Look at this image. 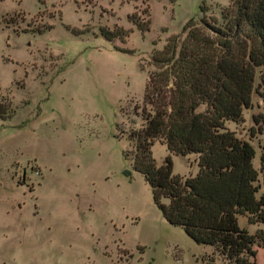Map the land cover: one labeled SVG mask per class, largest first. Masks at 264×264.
<instances>
[{
    "label": "rangeland",
    "instance_id": "1",
    "mask_svg": "<svg viewBox=\"0 0 264 264\" xmlns=\"http://www.w3.org/2000/svg\"><path fill=\"white\" fill-rule=\"evenodd\" d=\"M232 1L0 0V264H230L201 257L207 246L164 218L126 153L143 109L153 113L145 87L157 52L173 37L179 50L189 20L220 19ZM101 28L131 32L109 41ZM263 72L252 106L226 121L254 146L258 170ZM152 153L161 165L170 151L156 141ZM195 156L172 154L174 173L191 176ZM259 182L261 194V172Z\"/></svg>",
    "mask_w": 264,
    "mask_h": 264
},
{
    "label": "trees",
    "instance_id": "2",
    "mask_svg": "<svg viewBox=\"0 0 264 264\" xmlns=\"http://www.w3.org/2000/svg\"><path fill=\"white\" fill-rule=\"evenodd\" d=\"M100 31L109 41L120 37L119 31L125 37L131 32ZM184 31L179 50L173 37L156 54L157 70L145 87L153 113L143 109V124L129 134L135 151L126 155L170 224L183 228L197 244L213 246L225 262L257 264L264 228L251 234L238 219L245 215L249 223L264 225V193L259 194L264 152L258 170L254 146L237 137L226 121H239L243 108L253 103L255 68L264 66V0H233L221 8L220 19H191ZM261 87L264 96V72ZM202 104L209 106L205 113L197 112ZM156 141L170 151L161 165L152 153ZM191 153L198 154L197 173H174L172 154Z\"/></svg>",
    "mask_w": 264,
    "mask_h": 264
},
{
    "label": "crops",
    "instance_id": "3",
    "mask_svg": "<svg viewBox=\"0 0 264 264\" xmlns=\"http://www.w3.org/2000/svg\"><path fill=\"white\" fill-rule=\"evenodd\" d=\"M169 150V149H168ZM173 155H177V154H173ZM192 155H196L195 157H197V161H198V154H195V153H191V154H188V158L191 157ZM198 171V164L197 162H195L194 165H190V169H189V175H195ZM206 245L207 247L204 248V252L203 254L201 255V257L204 255V254H213L214 253V248L213 246L211 245H207V244H204ZM220 257V256H219ZM221 258V257H220ZM222 262H225L222 258H221Z\"/></svg>",
    "mask_w": 264,
    "mask_h": 264
},
{
    "label": "water",
    "instance_id": "4",
    "mask_svg": "<svg viewBox=\"0 0 264 264\" xmlns=\"http://www.w3.org/2000/svg\"><path fill=\"white\" fill-rule=\"evenodd\" d=\"M124 174H130L129 170H125Z\"/></svg>",
    "mask_w": 264,
    "mask_h": 264
}]
</instances>
